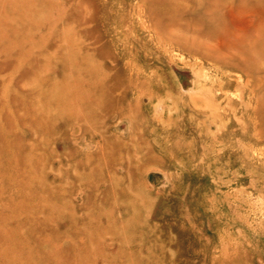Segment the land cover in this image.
<instances>
[{"label":"rangeland","instance_id":"rangeland-1","mask_svg":"<svg viewBox=\"0 0 264 264\" xmlns=\"http://www.w3.org/2000/svg\"><path fill=\"white\" fill-rule=\"evenodd\" d=\"M0 264H264V0H0Z\"/></svg>","mask_w":264,"mask_h":264}]
</instances>
